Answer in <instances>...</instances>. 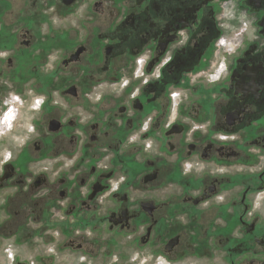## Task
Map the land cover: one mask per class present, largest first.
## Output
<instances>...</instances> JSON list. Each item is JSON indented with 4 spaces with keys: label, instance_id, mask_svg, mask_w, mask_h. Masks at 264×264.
Listing matches in <instances>:
<instances>
[{
    "label": "flooded vegetation",
    "instance_id": "obj_1",
    "mask_svg": "<svg viewBox=\"0 0 264 264\" xmlns=\"http://www.w3.org/2000/svg\"><path fill=\"white\" fill-rule=\"evenodd\" d=\"M229 1L0 0V264H264V0L226 56Z\"/></svg>",
    "mask_w": 264,
    "mask_h": 264
},
{
    "label": "rangeland",
    "instance_id": "obj_2",
    "mask_svg": "<svg viewBox=\"0 0 264 264\" xmlns=\"http://www.w3.org/2000/svg\"><path fill=\"white\" fill-rule=\"evenodd\" d=\"M116 1V0H114ZM236 1L237 0H230L228 2L229 7L223 8L221 7L218 9L216 17L219 19V21L224 25V32L223 36L218 41L219 49L222 48L226 52V56H228L230 50L229 48V42L233 45H238L239 43L246 42L247 40L250 41L257 36L255 33V29L250 27L246 28L245 24L248 23V20H244V14L240 11H237L236 7ZM72 22L75 23L77 21L76 16L72 17ZM58 20V18L56 19ZM226 39V46H223L221 43V40ZM231 55H233V52H230Z\"/></svg>",
    "mask_w": 264,
    "mask_h": 264
},
{
    "label": "built area",
    "instance_id": "obj_3",
    "mask_svg": "<svg viewBox=\"0 0 264 264\" xmlns=\"http://www.w3.org/2000/svg\"><path fill=\"white\" fill-rule=\"evenodd\" d=\"M221 43L223 44V46H226V39L221 40Z\"/></svg>",
    "mask_w": 264,
    "mask_h": 264
}]
</instances>
